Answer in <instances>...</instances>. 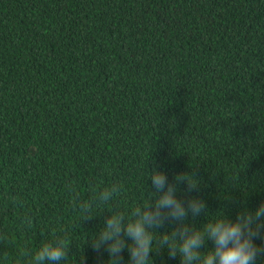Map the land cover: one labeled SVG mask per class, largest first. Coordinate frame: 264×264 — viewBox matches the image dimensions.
Segmentation results:
<instances>
[{
	"label": "trees",
	"instance_id": "16d2710c",
	"mask_svg": "<svg viewBox=\"0 0 264 264\" xmlns=\"http://www.w3.org/2000/svg\"><path fill=\"white\" fill-rule=\"evenodd\" d=\"M153 168L196 175L198 192L177 184L207 206L189 226L264 201V0H0V264L63 235L61 264H108L91 237L152 199ZM113 183L80 220L75 197Z\"/></svg>",
	"mask_w": 264,
	"mask_h": 264
},
{
	"label": "clouds",
	"instance_id": "9594fccd",
	"mask_svg": "<svg viewBox=\"0 0 264 264\" xmlns=\"http://www.w3.org/2000/svg\"><path fill=\"white\" fill-rule=\"evenodd\" d=\"M155 195L143 205L132 208L129 214L120 211L111 212L99 231L91 237L94 251L102 249L108 253V264H123V252H128L127 264H152L150 253L167 249L170 258L179 254L180 264H256L264 257V245H258L257 239H264V201L250 210L244 208L233 219L223 210L208 216L202 227L189 226V215L196 217L206 211L202 198L191 196L187 201L178 198L177 184L186 185L187 192L199 191L200 182L193 173H179L169 182L165 171L153 168L150 171ZM69 193L75 194L74 184L66 185ZM121 188L113 183L105 186L88 201L78 196L73 207L83 212L80 220L91 218L92 208L105 209L121 194ZM154 198V199H153ZM165 221L176 224L171 231L159 232ZM212 241V247L202 250L206 241ZM69 243L66 235L42 242L30 264H61L69 257ZM82 261L85 258L81 257Z\"/></svg>",
	"mask_w": 264,
	"mask_h": 264
}]
</instances>
